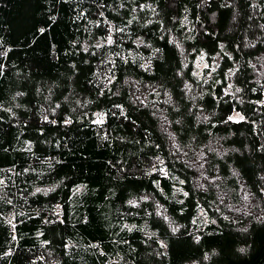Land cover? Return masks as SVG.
Returning a JSON list of instances; mask_svg holds the SVG:
<instances>
[{
	"label": "trees",
	"instance_id": "obj_1",
	"mask_svg": "<svg viewBox=\"0 0 264 264\" xmlns=\"http://www.w3.org/2000/svg\"><path fill=\"white\" fill-rule=\"evenodd\" d=\"M0 264H264V0H0Z\"/></svg>",
	"mask_w": 264,
	"mask_h": 264
},
{
	"label": "rangeland",
	"instance_id": "obj_2",
	"mask_svg": "<svg viewBox=\"0 0 264 264\" xmlns=\"http://www.w3.org/2000/svg\"><path fill=\"white\" fill-rule=\"evenodd\" d=\"M195 65H196V73L197 74H201V70H202V68H204L205 67V61H204V58L203 57H199L197 60H196V63H195ZM241 119V114H240V112H233L232 114H231V116H230V119H234V120H238V119ZM103 119V116L101 115H99L98 117H97V120H102Z\"/></svg>",
	"mask_w": 264,
	"mask_h": 264
},
{
	"label": "bare ground",
	"instance_id": "obj_3",
	"mask_svg": "<svg viewBox=\"0 0 264 264\" xmlns=\"http://www.w3.org/2000/svg\"><path fill=\"white\" fill-rule=\"evenodd\" d=\"M173 37H174V35H173ZM217 39H218V38H217ZM173 40H174V39H173ZM213 68H214V67H213ZM201 74H202V73H201ZM170 114H171V113H170ZM229 115H230V114H229ZM229 115H228V116H229ZM239 119H240V118H239ZM150 193H151V192H150ZM154 195H155V194H154ZM153 197H154V196H153Z\"/></svg>",
	"mask_w": 264,
	"mask_h": 264
},
{
	"label": "snow or ice",
	"instance_id": "obj_4",
	"mask_svg": "<svg viewBox=\"0 0 264 264\" xmlns=\"http://www.w3.org/2000/svg\"><path fill=\"white\" fill-rule=\"evenodd\" d=\"M241 119H243V117H241Z\"/></svg>",
	"mask_w": 264,
	"mask_h": 264
}]
</instances>
